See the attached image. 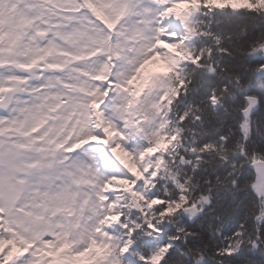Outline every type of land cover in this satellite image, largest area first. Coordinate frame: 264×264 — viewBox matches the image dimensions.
Here are the masks:
<instances>
[{"label": "snow or ice", "instance_id": "obj_1", "mask_svg": "<svg viewBox=\"0 0 264 264\" xmlns=\"http://www.w3.org/2000/svg\"><path fill=\"white\" fill-rule=\"evenodd\" d=\"M0 264H264V0H0Z\"/></svg>", "mask_w": 264, "mask_h": 264}]
</instances>
